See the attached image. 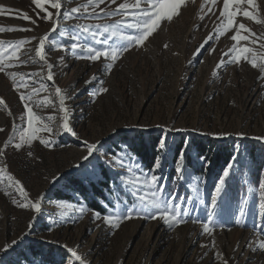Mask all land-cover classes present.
I'll use <instances>...</instances> for the list:
<instances>
[{
	"label": "rangeland",
	"instance_id": "1",
	"mask_svg": "<svg viewBox=\"0 0 264 264\" xmlns=\"http://www.w3.org/2000/svg\"><path fill=\"white\" fill-rule=\"evenodd\" d=\"M86 3L87 0H71L64 7ZM0 5L33 14L31 0H0ZM220 5L222 0H218L217 8ZM202 6L207 11L206 0H187V10H182V18L163 26L159 34L149 38L144 49H133L125 54L111 75L104 73L101 63L90 64L59 50L50 51L48 55L49 62L57 61L60 56L65 57L68 67L63 71L53 69L56 85L63 90L83 89L84 80L92 75L103 78L105 86L110 89L108 94L96 98L95 103L90 98L91 86L67 101L73 110L72 122L77 130L89 140L106 142L104 147L112 148L113 151L127 145L129 155L138 159L145 170L149 167L141 161L140 156L129 151V145L134 142L138 146L141 141L147 142L152 137L166 139V143L171 145V151L162 159L160 173L166 184L170 188L175 187L181 198H185L189 189L193 188L196 203L199 198H203L207 204L225 165L215 167L209 160L210 155L205 152L202 156L209 162L205 166L192 154V159L197 163L193 165L194 169L198 166L199 170L192 175L198 178L195 182H190L191 179L186 177L183 181H177L174 172L176 158L173 159V155L180 141L189 145L185 158L195 142L200 140L208 148L226 145L233 155L239 147L237 173L235 176L230 173L227 178V195L224 196L226 203L221 204L218 209L221 221L227 220L228 224L226 228H215L217 248L211 249L212 237L202 234L201 222L207 219L203 205L191 213L187 223L173 229H169L159 219L134 218L124 222L114 235H110L113 231L110 227L103 226V221L93 220L94 209L86 203L83 194L69 186L74 176L65 174L72 171L71 165L76 162L73 157L82 148L72 137L63 135L58 141L66 147H58L54 151L44 149L38 142L33 144L34 155L44 159L42 164L31 161L25 154L26 150L19 153L12 148L7 150L8 168L0 179V249L12 239L24 238L15 251H0V264H64L67 255L61 247L64 244L79 246V251L87 256L91 264H213L216 250L221 251L226 258L233 257L235 264H264V251L253 252L246 247L252 241V246L258 249L259 240L264 239V233L259 230L264 226V220L257 216L254 196H249L247 215L240 225L232 223L235 218L232 214L236 212L241 199L248 194L249 188L255 193L264 176V142L252 138L264 136V80L258 79V71L251 69L243 61L240 66H227L217 76H213L221 53L227 51L232 43L225 37H220L213 44L216 48L213 54L205 52L193 58V53L215 27L214 17L206 16L203 22L198 19L202 14ZM197 24H200L199 30H195ZM0 25L32 27L26 20L8 16L0 17ZM249 27L258 34L262 30L251 23ZM48 30L49 25L41 23L33 32L2 33L0 39L19 40L32 35H43ZM49 39L64 42V38L56 33H52ZM165 43L169 45L167 49L163 47ZM14 70L37 72L40 71V65L29 64ZM40 82H36L37 87ZM45 83L49 86L51 98L55 100L52 82ZM43 95L48 94L41 93ZM0 97L5 99L7 105L0 106V128L4 129L0 132L2 148L9 137L17 135L19 128L24 125L22 117L25 110L18 100V94L11 87L10 79L3 74H0ZM34 111L45 117L55 114V131V125L60 122L58 112H54L52 108L41 110L36 107ZM113 127L117 130L116 134H112ZM241 132L246 135H237ZM220 133L232 135H214ZM185 163L188 169L189 165L186 161ZM9 175L13 180H21L30 198L37 193H44L46 196L42 207L43 215L38 218L31 235L25 236L24 233L29 231L26 225L34 213L12 204V199L19 197L13 180L8 179ZM53 175H63L64 178L53 186ZM134 178V174H129L127 179L132 181ZM104 191L108 196L110 192L114 193V197H111L113 206L108 213H112L117 206L122 209L124 202L129 205L137 202L136 197L130 194L135 188L120 185L119 181L113 191L109 187ZM59 192L68 193L70 198L59 197ZM141 194L146 200L151 199V189L144 187ZM86 195L91 198L93 196L90 190ZM61 200L66 201L63 206L59 203ZM81 206L82 216L79 214ZM191 206L183 205L182 210ZM197 217L200 222L192 223ZM52 219L59 220L60 224L52 225V230L49 231L46 226L51 224ZM97 224H101V227L97 228ZM202 244L208 247L202 248ZM33 250L39 251L40 256L33 254ZM206 252L207 256L204 255Z\"/></svg>",
	"mask_w": 264,
	"mask_h": 264
},
{
	"label": "snow or ice",
	"instance_id": "2",
	"mask_svg": "<svg viewBox=\"0 0 264 264\" xmlns=\"http://www.w3.org/2000/svg\"><path fill=\"white\" fill-rule=\"evenodd\" d=\"M71 0H31L32 15L27 11L13 10L7 6L0 5V17L19 18L26 20L32 27H6L0 25V34L16 31L33 32L40 27L41 23L49 25V30L43 35H32L19 40L0 39V74L9 78L12 89L18 94V100L22 102L25 110V123L22 125L18 134L10 136L0 148V179L7 171V150L12 148L19 153L26 150L25 154L31 161L44 163V159L39 155H34L33 144L38 142L44 149L54 151L61 145L58 138L68 135L77 142L82 150L73 157L76 161L71 165L72 171L65 175L77 176V180L72 183L79 184L81 188L84 184L95 186L97 183L111 181L106 186L110 191L120 185H127L135 188L130 194L136 197L137 202L129 205L124 202L122 209L114 207L112 213L102 214L94 210L93 220L103 221V226L110 227L114 235L121 225L132 219H151L161 220L169 229L178 225L185 224L191 218V213L198 210L203 205L207 212V219L202 223V234L212 237L211 249H216L214 231L216 227L226 228L228 221H221L218 209L221 204L226 203L224 196L226 193V180L230 173L235 176L239 165L238 156L240 149H235V154L231 157V162L227 163L214 185L210 201L206 204L203 198H199L198 203L192 198H181L178 196L175 187H169L164 176L160 173L162 169V159L171 151V145L166 143V139H160L157 143L158 154L147 170L140 164L138 159L129 155L127 145L118 147L117 151L112 148H105L100 140H89L85 138L72 122L73 110L67 101L73 96L80 95L91 86L90 98L93 103L96 98L110 92L109 87L105 86L106 81L97 75H92L84 80V88H72L69 91L63 90L56 85V74L54 68L63 71L68 67L65 57L60 56L57 61L49 62L50 51L59 50L69 53L72 57L88 61L90 64L101 63L104 73L111 75L114 67L119 61L130 53L133 49H144L149 38L162 31V27L170 25L174 20L182 18L183 11L187 10V0H87L86 4H78L75 7H64L70 4ZM218 0H206L207 11L202 6V13L198 19L203 22L205 17L213 18L215 27L204 39L200 46L193 53V58L201 56L207 52L209 55L216 52L213 44L220 38L225 37L232 43L227 51L221 53L220 59L216 64V71L213 76H217L224 68L230 65L240 66L241 62L250 65L251 69L257 70L260 74L257 78L264 80V0H222V5L217 8ZM183 10V11H182ZM81 21H84L81 23ZM259 26L261 31H253L249 27ZM200 24L195 26L199 30ZM52 33L64 38V42L50 40ZM243 42V43H242ZM31 45V47H26ZM207 45V47H205ZM165 49L169 47L167 43L163 45ZM178 55V53H177ZM24 57V58H22ZM192 61H189L191 63ZM29 64H39L40 71L23 72L14 69L26 67ZM41 81L39 86L36 82ZM52 82L55 100L51 98L49 86L45 82ZM41 93L48 95L41 96ZM0 106H7L3 97H0ZM34 107L52 108L54 112L60 114L59 124L54 123L57 116H42L34 111ZM9 114H11L9 112ZM157 127H160L157 125ZM183 131V129H175ZM4 129L0 128V132ZM116 128H112V134H116ZM46 133L47 135H41ZM220 137H227L231 133L214 134ZM237 135L244 137L246 134L241 132ZM253 139L264 142V136L252 137ZM27 146V149H26ZM189 148L187 142L179 149L175 159V177L177 181H183L187 174L185 153ZM198 161L205 166L208 161L204 156H199ZM109 173L113 175L109 176ZM129 174H134V180L129 181ZM63 175H53L51 182L53 186L63 179ZM13 180L12 176H8ZM247 183V182H246ZM13 185L17 189L16 195L19 197L12 199V204L19 209L34 213L27 222L28 232L24 235H31L38 218L43 215L42 207L46 200L44 193H37L33 198L29 197L24 184L20 179L13 180ZM147 187L151 189V199L146 200L141 194V189ZM197 193L199 188L196 189ZM10 193H5L9 195ZM249 196H254L257 206V216L264 220V176L259 181L255 193L248 189V194L243 197L237 206L235 217L232 223L240 225L241 220L247 215L246 206L249 204ZM219 202V203H218ZM63 206L66 201L61 200ZM79 203V201H77ZM183 205H192L187 210H182ZM83 215V206L80 208ZM13 219H15L13 217ZM51 219V217H50ZM200 222L199 218L192 220V223ZM75 223V221H73ZM60 221L52 219L51 224L47 225L49 231L52 225H59ZM211 225V226H210ZM101 224H97L100 228ZM231 231L230 228H227ZM260 232L264 233V226L260 227ZM12 239L5 243L0 251L5 253L15 251V248L23 240ZM65 249L66 257L64 264H91L86 255L81 254L79 246L61 245ZM207 248L208 245H201ZM253 252L264 251V239L258 242V249L252 246V241L246 245ZM239 248V245H237ZM233 251H236L234 249ZM205 256L208 255L206 252ZM235 264L234 258L225 257L221 251L216 250L213 256V264Z\"/></svg>",
	"mask_w": 264,
	"mask_h": 264
},
{
	"label": "trees",
	"instance_id": "3",
	"mask_svg": "<svg viewBox=\"0 0 264 264\" xmlns=\"http://www.w3.org/2000/svg\"><path fill=\"white\" fill-rule=\"evenodd\" d=\"M158 140L159 139L157 137H152L147 142L141 141V143L138 146L135 145L133 142L132 144L129 145V151L136 153L138 156H140L141 161L144 162L147 167H149V165L153 162L154 158L158 154V149H157ZM183 144H184L183 140L180 141L179 144H177V149L175 150L176 152H175V155H173V159L176 158L179 152V149L183 147ZM204 153L208 156L210 155L209 160L215 167L226 165L227 163L230 162L231 157L233 156V153L230 150V147L226 145L218 146V147L210 146L208 148L207 145H205V143H203L202 140L196 141L195 144L191 147V151L188 153V155L185 158V161L189 165L187 169V174H190V175H186L185 177L190 178L191 179L190 182H195V180L198 178V177H193L192 175L193 172L194 171L199 172L198 166L195 167L196 170L194 169L193 165H197V163L194 159H192V154H195L197 157H199V156L204 155ZM111 175L112 173H109V176ZM77 179L78 177L74 176L69 186H72L73 188L80 191L83 194L86 203L91 208H93L96 211H100L102 214H107L109 212L110 207L113 206L111 197H114V193L110 192V196H108L104 190L108 188V186L106 185L110 184L111 181H106L105 183H97L95 184V186H92L90 184L89 185L84 184L83 187L81 188L79 184L72 183L73 180H77ZM88 190L91 191L93 195L92 198L86 195ZM58 196L62 198H70V195L68 193L61 194L59 192ZM188 197H192L193 199L196 198L194 196L193 188H190L188 193L186 194L185 198H188ZM39 253H40L39 251L33 250V254L40 256ZM41 264H47V263L45 262Z\"/></svg>",
	"mask_w": 264,
	"mask_h": 264
}]
</instances>
